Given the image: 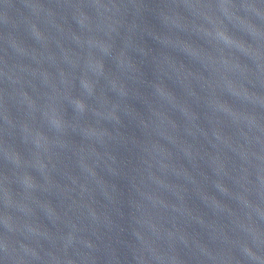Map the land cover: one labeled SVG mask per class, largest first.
<instances>
[{
  "label": "water",
  "instance_id": "obj_1",
  "mask_svg": "<svg viewBox=\"0 0 264 264\" xmlns=\"http://www.w3.org/2000/svg\"><path fill=\"white\" fill-rule=\"evenodd\" d=\"M0 264H264V0H0Z\"/></svg>",
  "mask_w": 264,
  "mask_h": 264
}]
</instances>
